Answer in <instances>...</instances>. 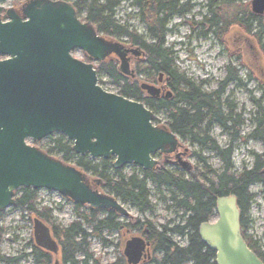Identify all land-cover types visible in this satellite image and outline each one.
<instances>
[{
	"label": "water",
	"instance_id": "1",
	"mask_svg": "<svg viewBox=\"0 0 264 264\" xmlns=\"http://www.w3.org/2000/svg\"><path fill=\"white\" fill-rule=\"evenodd\" d=\"M251 11L263 15L264 0H252ZM3 19L0 17V211L15 204L17 190L30 188L129 217L116 198L99 189L100 181L26 141L39 142L60 134L72 143L78 156L114 158L115 169L133 165L154 170L159 162L153 156L177 151L179 138L166 126H155L153 112L143 103L103 90L93 65L72 56L81 51L93 62L114 56L119 73L134 78L131 58L139 59L141 49L99 35L64 1L26 0L17 10L7 9ZM158 80L161 82V75ZM140 89L151 98L162 93L147 83ZM165 97L170 98L171 92ZM184 157L185 153L177 154L175 164L190 173L193 168ZM214 216V221L199 226L198 234L214 251L215 264H264L241 237L234 196L217 198ZM32 224L35 246L56 256L58 246L49 227L36 218ZM148 246L138 237L128 240L123 251L127 263L149 258Z\"/></svg>",
	"mask_w": 264,
	"mask_h": 264
},
{
	"label": "trees",
	"instance_id": "2",
	"mask_svg": "<svg viewBox=\"0 0 264 264\" xmlns=\"http://www.w3.org/2000/svg\"><path fill=\"white\" fill-rule=\"evenodd\" d=\"M21 1L17 2L19 4ZM68 2L69 0H60ZM185 0H132L138 9V18L145 26L149 41L138 35L129 27L115 21L114 10L118 6L116 0H73L71 5L77 15L84 14L83 20L90 22L98 34L105 38L125 41L142 51L141 59L135 62V78L124 77L118 71L117 61L114 57L107 58L104 62L96 63L95 69L98 83L102 86V77L106 76L110 83L118 87L117 94L137 102H141L153 113H164V124L173 134L183 142L206 148L214 152L222 163L220 171H212L206 160L198 156V164L202 165L197 170L200 175L190 174L186 177L184 172L155 168L143 171L134 166L135 171L130 175L124 174V168L115 169L113 159L94 160L88 155L78 156L72 151V144L64 136L58 135L50 148L43 150L63 163H71L85 173L91 180L100 181L99 189L112 195L122 204H128L139 215H153L154 206L149 201L147 182L156 189L159 196L161 191H169V201L174 203L180 211L181 224L169 227L168 224L156 228L151 221L137 219L135 223L120 220V217L111 211L92 209L85 205L72 203L75 220L67 227H60L51 221L49 208L39 209L37 200L38 190L20 188L15 193V204L12 210L21 213L23 218L31 220L36 218L51 229L53 238L58 246L59 264H102L100 259L94 258L90 252V241L97 240L102 245L108 244L105 233L116 232L125 234L132 230H139L150 243V251L153 257L147 264H215V253L209 249L200 239L198 228L208 222L214 214L216 199L232 195L235 197L239 212L240 234L249 249L262 261L255 245L250 239L244 237L247 225V214L252 202L249 187L258 183L264 191V90L261 91L259 100L251 97V102L256 108L252 119L253 131L249 135L251 139L258 140L263 145V153L253 157L254 162L250 170L242 169L240 173L233 171L231 166L232 143L238 139V131L243 124L240 115L233 114L231 106L227 114L222 113L220 96L224 88L229 84H238L240 79L238 72L227 66V77L219 83V88L212 92L202 90V85H196L183 73H180L174 65L172 52L165 45V33L168 21L172 15H180ZM232 2H227L231 4ZM217 11L207 19L209 31L221 40L229 27L238 26L244 35L258 42L259 35L264 31V19L257 22V18L251 12L237 14L235 12L228 20L221 18ZM3 14V10H0ZM255 23L260 30H253ZM202 36L204 32L200 33ZM264 58V47H259ZM83 62L91 61L83 55ZM240 57V56H239ZM242 65V64H241ZM234 73H233V72ZM141 74L146 75L145 80L156 83L159 76L166 90L171 92L170 98H151L141 89ZM248 79H253L248 75ZM217 125L222 132L230 135L228 147L219 148L209 136L210 126ZM34 146H37L34 144ZM195 170V171H196ZM195 173V172H194ZM178 195V197L175 196ZM160 200L162 198L160 197ZM7 212L0 211V221ZM4 233L0 230V243ZM178 236L186 239L183 247L175 244L171 237ZM33 259V264H52V254L35 246L33 241L28 244ZM6 258L0 254V264H15L24 258ZM107 264H126L120 256L114 262Z\"/></svg>",
	"mask_w": 264,
	"mask_h": 264
},
{
	"label": "rangeland",
	"instance_id": "3",
	"mask_svg": "<svg viewBox=\"0 0 264 264\" xmlns=\"http://www.w3.org/2000/svg\"><path fill=\"white\" fill-rule=\"evenodd\" d=\"M20 0H0V10L13 7ZM69 0V3H72ZM227 4V2H232ZM252 0H185L180 3L182 13L180 15H172L168 21L165 33V45L172 52L174 65L180 73H183L188 79L196 85H202V90L212 92L219 88V83L227 77V66H231L238 72L240 83L229 84L224 88L220 96L222 104V113L227 114L228 107L231 106L233 114L240 115L243 124L238 131V139L233 143L231 155V166L233 171L240 173L242 169L250 170L253 166L255 155L263 153V145L260 141L251 139L249 135L253 131L252 119L254 118L256 108L251 102V97L259 100L261 91L264 90V61L259 63L258 55L252 51L256 43L254 39H250L243 34L238 26H231L227 32L217 39L208 28L207 19L212 18L214 11L223 19H230L232 15L251 12ZM118 6L114 10L115 21L119 24L129 27L138 35L149 41L145 26L138 18V9L132 3V0H116ZM1 14V13H0ZM84 14L80 15L83 20ZM252 29L257 30V25L252 24ZM204 32L202 36L200 33ZM264 38V36H263ZM125 41V38H121ZM128 45L127 43H124ZM256 49V48H255ZM73 57L82 61L84 56L80 51L72 53ZM240 56V57H239ZM136 58H131V69L135 66ZM262 61V59H261ZM96 64V63H94ZM242 64V65H241ZM233 72V71H232ZM234 73V72H233ZM251 74L253 79L249 80L248 75ZM146 75L141 74L138 80L142 83L155 84L145 80ZM102 89L113 94H117L118 87L112 85L106 76L102 77ZM264 107V101L262 102ZM155 125H164L166 123L164 113H154ZM209 136L215 141L219 148H226L230 142V135L222 132L217 125L210 126ZM58 137L57 134L44 139L40 143H36V147L42 151L50 148L53 141ZM184 143V144H183ZM181 152L186 154L185 159L191 164L193 171L186 173L177 166L172 164H164L161 158H156L160 163L159 168L184 172L186 177L190 174L200 175L197 170L202 169V165L198 164L197 157L201 156L206 160L207 166L212 171H220L222 163L217 155L198 146L190 145L183 142ZM27 144L33 145L30 140ZM74 161L71 162L73 164ZM194 168H196L194 170ZM135 171L133 165L125 166L124 174L130 175ZM195 172V173H194ZM149 201L154 206L153 215L141 216L138 212L128 204L123 207L129 212V220L135 223L137 219L151 221L152 224L159 228L168 224L169 227H175L182 223L179 219L181 215L180 209L174 203L169 201V191L163 189L161 196L158 195L155 187L147 182ZM249 193L252 195V202L247 214V225L244 231V237L250 239L255 245L258 253L264 261V191L258 183L249 187ZM178 197L177 194H175ZM160 197L162 200H160ZM38 208H49L51 210V221L60 227H67L75 220L72 203L67 202L64 197L54 192L38 190L37 200ZM6 215L0 221V230H3L2 242L0 243V254L6 258H18L25 255L24 258L18 260L15 264H33L30 257L31 250L28 246L33 240L32 220L23 218L21 213L12 208L5 210ZM210 221L215 220L212 216ZM122 221L127 218H120ZM139 230H132L127 235L119 233H105L104 237L108 244L102 245L97 240L90 241L89 250L93 257L100 259L102 264L114 262L118 257L123 255L124 246L131 237H142ZM172 241L180 247L186 245V239L176 235L171 237ZM59 255L53 257V262L58 259ZM123 257V256H122ZM153 257L151 253V258ZM147 264V263H144Z\"/></svg>",
	"mask_w": 264,
	"mask_h": 264
},
{
	"label": "flooded vegetation",
	"instance_id": "4",
	"mask_svg": "<svg viewBox=\"0 0 264 264\" xmlns=\"http://www.w3.org/2000/svg\"><path fill=\"white\" fill-rule=\"evenodd\" d=\"M24 1V0H23ZM23 1H21L19 4H15L12 8H14V9H18V7L19 6H21L22 4H23ZM256 17H258L257 18V22H256V24H258V21L260 20V19H264V14L263 15H255ZM257 30H260V28H258L257 27ZM263 36H264V31L259 35V39H258V44H257V42H255L256 43V46H255V48H253L252 50V52L254 53V54H256V56L258 55V60H260L259 61V63L261 62V63H263V61H264V58H263V55H262V52H261V50H260V46H263L264 47V38H263ZM141 59V57L139 58V60ZM261 59H262V61H261ZM138 60V59H137ZM151 85H154V86H156V87H158V88H160L161 89V91H162V93H161V95H160V97H158V98H166L165 97V95H164V91L166 90L165 89V87H164V83H163V81L161 80V82H159V80H157V82L155 83V84H151ZM179 141H180V147L177 149V151H175L174 153H172V154H165V155H163V154H159V153H157V154H155L154 156H153V158L156 160V158H161L162 160H163V163L164 164H172V165H174V166H177L176 164H175V162H176V155L177 154H180V153H183V152H181V148L182 149H184L183 148V145H182V143H183V141L179 138ZM184 144V143H183ZM185 157H186V154H185ZM185 157H184V159H185ZM160 164V163H159ZM146 238H147V236L146 235H144L143 236V240L144 241H146V242H148L149 243V241L148 240H146ZM148 248V253L146 252V255H150V243H149V246L147 247ZM150 258V257H149ZM149 258H145V259H141V261L138 263V264H144V263H147V261L149 260ZM127 262V261H126ZM128 264V263H127Z\"/></svg>",
	"mask_w": 264,
	"mask_h": 264
}]
</instances>
